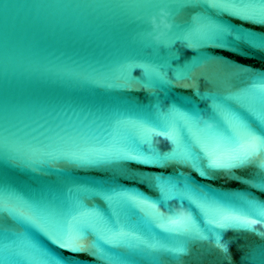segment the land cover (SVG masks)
Here are the masks:
<instances>
[{"label": "snow or ice", "instance_id": "6c2138e0", "mask_svg": "<svg viewBox=\"0 0 264 264\" xmlns=\"http://www.w3.org/2000/svg\"><path fill=\"white\" fill-rule=\"evenodd\" d=\"M161 9L169 13L167 20L172 27L165 32L159 45L148 37L152 46L144 48L143 51L149 57L172 56L167 69L163 67L158 69V74L171 82L170 88L183 85L185 82L203 81L207 94L220 98L215 84L203 72L194 71L187 75L176 72V66L185 63L177 55L181 50L205 58L209 57L208 50L213 46L218 50L235 48L236 53L244 47L264 54L262 51L264 49L256 47L252 42L253 40L264 42V33L248 37L245 33L253 32H240L239 28L225 24L221 20L222 16L228 15L241 22L253 23L258 27L264 26V2L260 0H183L178 5L165 2L157 5L154 11L137 18L139 30L154 35L151 21L153 18L159 21ZM177 32L187 34L189 39L170 45L169 40ZM209 38L223 41V44L210 45L207 43ZM189 40L200 41V47L194 48ZM148 76L149 67L146 64L129 63L119 76L125 85L120 91L144 94L150 103L151 96L145 87ZM247 86L234 83L231 90L224 94L223 99L233 114L229 122L206 119L204 112L199 108L184 105L174 111L167 124L161 125L151 120L137 123L132 146L143 155H134L124 148L105 150L104 155L109 158L124 157L118 159V162L127 171L123 175H117L103 170L94 175L100 180L118 184L120 180L127 179L132 183H142L154 191L155 196H149L138 190L141 195L130 199L135 205L134 210L141 216L151 218L153 227L164 237H189L192 234L198 235L201 229L209 228L219 233L211 242L207 239L197 240L190 245V250L197 245L207 244L221 255L230 257V243L225 239L229 231L257 236L260 241L259 250H264V202L257 201L250 195L246 201L227 204L201 203L188 198L182 202L177 197L165 199V188L162 183L166 178H189V182L194 183L192 173L205 181L226 179L231 183L254 188L256 184L264 183V120H261L251 108L243 107L235 96V93ZM196 90L199 91V88ZM245 99L255 104L254 96H247ZM134 102L143 105L139 101ZM161 141L167 144L166 149H161ZM156 155L163 157V162L151 158ZM156 167H172L176 169V175L150 173L148 177L142 178L136 174ZM197 168L200 171H197ZM248 169L254 170L250 176L240 175ZM194 185L212 188L208 185L196 183ZM107 207V201L102 197L86 199L77 214L69 217L63 225L52 229L39 206L28 197L12 203L6 200L3 212L0 213V227L15 226L18 230L27 232L30 246L48 254L44 264H65L69 257L54 255L42 241L73 254L71 258L85 254L99 261V264H105L102 257L97 254V245L109 251L123 253L128 251L126 238L131 235L112 219L106 211ZM190 250L187 254H190ZM175 252L181 253L186 259L183 250L177 249ZM247 255L251 257L253 250H249ZM20 259L24 264H32L30 256L26 255ZM168 259L167 254L162 255L160 264Z\"/></svg>", "mask_w": 264, "mask_h": 264}, {"label": "water", "instance_id": "95a60500", "mask_svg": "<svg viewBox=\"0 0 264 264\" xmlns=\"http://www.w3.org/2000/svg\"><path fill=\"white\" fill-rule=\"evenodd\" d=\"M260 2H264V0H260ZM247 30L253 33H247L246 36L253 37L264 33V26L258 27L253 23H249ZM252 42L256 47L264 49V42L256 40ZM241 52L229 91L234 83L248 85L240 92L235 93V96L243 107L251 108L261 120H264V68H262V65H264V54H258L257 50H249L244 47H242ZM247 96L256 98L254 105L245 99ZM232 118L231 109L225 102L219 120L229 122ZM253 171L248 169L241 172L240 175L250 176ZM194 183L208 185L212 188L195 186ZM194 183L187 198L196 202H223L227 204L236 201H246L249 195L257 201L264 202V183L256 184V188H254L244 184L231 183L226 179L205 181L197 176ZM218 236L219 233L215 229L209 228L207 230L201 229L198 235L192 234L189 237H168L155 264H160V257L165 254L169 256V259L164 261L163 264H264V250H259V238L250 233L233 231L226 233L225 239L230 243V257L221 255L207 244L197 245L190 250V245L197 240L207 239L211 242L213 238ZM177 249L183 250L186 259L183 258L181 253L175 252ZM189 250L190 254H187ZM249 250H253L251 257L247 255Z\"/></svg>", "mask_w": 264, "mask_h": 264}, {"label": "clouds", "instance_id": "9594fccd", "mask_svg": "<svg viewBox=\"0 0 264 264\" xmlns=\"http://www.w3.org/2000/svg\"><path fill=\"white\" fill-rule=\"evenodd\" d=\"M169 13L161 9L159 21L156 18H153L151 21L153 32L146 34L147 37H150L157 45L161 43L162 37L165 35V32L172 27L171 23L168 22L167 16Z\"/></svg>", "mask_w": 264, "mask_h": 264}]
</instances>
